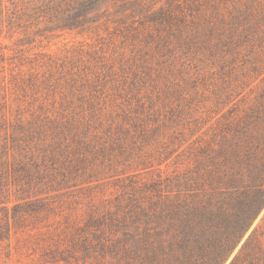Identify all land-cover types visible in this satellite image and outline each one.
Masks as SVG:
<instances>
[{
    "label": "trees",
    "instance_id": "1",
    "mask_svg": "<svg viewBox=\"0 0 264 264\" xmlns=\"http://www.w3.org/2000/svg\"><path fill=\"white\" fill-rule=\"evenodd\" d=\"M125 1L0 0V48L4 41L57 29L82 32L90 13ZM110 35L133 65L148 47L180 64L208 62L216 80L205 110L187 112L193 98L183 99L178 120L188 135L199 134L184 139L186 146L166 164L165 176L150 183L152 191L164 193L162 199L95 208L73 238L83 264H90L87 258L97 264H225L264 206V0H172L145 20L119 24ZM115 60L78 46L67 57L38 53L10 67L8 78L0 76V182L9 172L38 174L67 135L97 138L72 127L100 122L106 109L94 100L103 93L102 80L117 81ZM8 92L15 94L12 101ZM17 92L29 93L30 100L20 101ZM181 158L184 173L170 172ZM243 174L260 179L256 202L246 192L233 193L243 185L236 179ZM232 198L237 202L228 201ZM40 203L14 205L12 219L23 206L36 211ZM4 218L7 234V214ZM253 234L228 264H258L255 255L245 254ZM45 255L53 260L52 253ZM70 255L60 260L76 257Z\"/></svg>",
    "mask_w": 264,
    "mask_h": 264
},
{
    "label": "rangeland",
    "instance_id": "2",
    "mask_svg": "<svg viewBox=\"0 0 264 264\" xmlns=\"http://www.w3.org/2000/svg\"><path fill=\"white\" fill-rule=\"evenodd\" d=\"M170 1L127 0L90 13L83 21L82 32L57 29L45 36L32 34L4 41L5 48H0V76L5 78L10 75L9 68L19 61L31 60L38 53L67 57L78 46L106 56L112 54L118 76L114 83L102 80L103 93L94 100L106 109L101 112L105 114L98 115L100 122L72 127L76 134L97 135L95 140L78 137V141L67 135L66 140L59 142V152L46 157L45 167L38 174L18 171L15 176L9 172L1 177L0 264H83V253L75 247L73 238L76 240V235L82 234L87 216L95 208L109 209L117 202H143L147 206L152 199H162L164 193L152 191L150 183L165 176L166 164L186 146L184 139L190 142L199 134L195 131L188 135L178 120L183 99L193 98L187 112L210 107L209 92L216 76L208 62L180 64L160 58L148 47L146 55L137 57L133 65L129 52L121 55L118 39L110 32L119 24L145 20ZM17 93L20 101L30 100L29 93ZM14 96L8 92L6 98L12 101ZM185 169L184 158L169 167L170 172L179 175ZM236 179L243 185L234 195L246 192L250 202H256L260 194L256 183L260 179L254 174ZM228 201L237 202L234 198ZM27 202H41L42 207L28 211L23 206L12 219V207ZM4 214L8 217L7 234ZM253 231L245 254L255 255V263L264 264V206L225 264ZM87 235L91 237L90 231ZM55 248L61 254L70 253L62 257L54 253ZM73 252L76 257L69 258L70 261L60 260ZM49 253L53 260L45 255ZM85 260L97 264L91 258Z\"/></svg>",
    "mask_w": 264,
    "mask_h": 264
}]
</instances>
